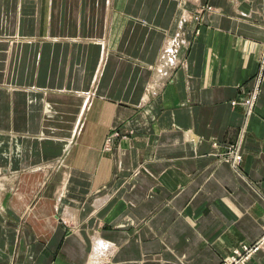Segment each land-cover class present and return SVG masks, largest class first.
I'll return each mask as SVG.
<instances>
[{"label": "crops", "instance_id": "obj_1", "mask_svg": "<svg viewBox=\"0 0 264 264\" xmlns=\"http://www.w3.org/2000/svg\"><path fill=\"white\" fill-rule=\"evenodd\" d=\"M263 23L264 0H0V264H217L259 238L264 78L231 102Z\"/></svg>", "mask_w": 264, "mask_h": 264}, {"label": "built area", "instance_id": "obj_2", "mask_svg": "<svg viewBox=\"0 0 264 264\" xmlns=\"http://www.w3.org/2000/svg\"><path fill=\"white\" fill-rule=\"evenodd\" d=\"M174 45V46H173ZM170 46V51L167 50V48ZM180 47L179 42H174L171 41L170 44L168 43L166 45V48L164 49V53L162 55L163 62L162 65L163 67L169 66L170 64L173 63V60L176 56V53ZM172 57V58H169ZM264 57L261 59L260 62V69L258 71L257 77L253 80V88H251L248 93L246 94V97L240 100V102H235L232 101L231 105H237L240 104L246 109V114H250L254 108L255 105V100L258 96V90L260 86V82L263 79V71H264V62H263ZM166 62V63H165ZM234 151H229L227 150V153L229 155L228 159H222L224 162H230L233 166H237L239 161L241 160V155L239 152L236 151V153H231ZM230 153L233 155H230ZM264 248V230L262 235L255 241H253L250 244H244L241 245L239 248H236L233 250L232 254L228 256L227 258H223L220 260L218 264H250L252 258L254 255L262 250Z\"/></svg>", "mask_w": 264, "mask_h": 264}, {"label": "rangeland", "instance_id": "obj_3", "mask_svg": "<svg viewBox=\"0 0 264 264\" xmlns=\"http://www.w3.org/2000/svg\"><path fill=\"white\" fill-rule=\"evenodd\" d=\"M200 8V12H196V13H194V14H190L189 15V18H190V20H200L201 19V17H202V15H203V12H205L204 14H206L207 12H211V11H213V7H210V6H208V5H204V6H200L199 7ZM189 18H188V20H189ZM181 19L182 18H180V21H181ZM179 26H180V23L178 24ZM263 30H264V23H263ZM188 34H187V30H185L184 28H183V26L181 25L180 26V28L177 30V32H175L171 37H169V38H167V40L165 41V44H164V47H162V49H161V52H160V56H159V60H158V62H163V58H162V55H163V53H164V49H165V46L168 44V43H170L171 41H174V42H179L180 43V47H181V49H184V48H188L189 47V39H188ZM174 46V45H173ZM180 49V50H181ZM180 52V51H179ZM264 57V41L262 42V51H261V57H260V61H259V67H258V71H259V69H260V62H261V59ZM174 61V60H173ZM263 62H264V59H263ZM166 63V62H165ZM173 64V63H172ZM172 64H170L169 66H172ZM165 65V64H164ZM163 65V66H164ZM263 73H264V71H263ZM257 77V76H256ZM263 78H264V75H263ZM253 83H254V81H253ZM262 83H263V79L261 80V82H260V86H259V90H258V95H259V93H260V88H261V85H262ZM252 88H253V86H252ZM258 97V96H257ZM257 99V98H256ZM255 103H256V100H255ZM254 107H255V105H254ZM253 110H254V108H253ZM253 110H252V112H253ZM111 140V138H109V141ZM107 148H109V146H106ZM233 147V146H232ZM231 147V148H232ZM229 148V151H234V152H231V153H236V148L234 147V148ZM225 153L224 154H222L223 156H222V158H221V160L222 159H228V157H229V155H228V153H227V151H224ZM238 152V151H237ZM230 153V155H232ZM233 156V155H232ZM241 160H242V158H241ZM241 160L239 161V163L241 162ZM4 183H0V193L1 194H5L6 192H9L10 193V196H12L15 192H16V190L15 189H13V188H7L6 189V187H5V185H3ZM1 185H3V187H1ZM63 193H61L60 194V192H58L57 193V195H56V206H55V209H56V211L58 212V207H59V204H60V202H61V200L63 199ZM61 213H62V211H61ZM65 224L68 226V227H70L71 226V222H68V221H65ZM258 239V238H257ZM256 239V240H257ZM252 243V242H251ZM250 244V243H249ZM240 247V246H239ZM239 247H237V248H239ZM236 249V248H235ZM235 249H233V250H235ZM264 249V248H263ZM233 252V251H232ZM232 252H231V254H232ZM105 257V256H104ZM107 258V257H106ZM105 258V259H106ZM221 259H223V258H221ZM220 262V261H219ZM218 262V263H219ZM217 263V264H218Z\"/></svg>", "mask_w": 264, "mask_h": 264}, {"label": "bare ground", "instance_id": "obj_4", "mask_svg": "<svg viewBox=\"0 0 264 264\" xmlns=\"http://www.w3.org/2000/svg\"><path fill=\"white\" fill-rule=\"evenodd\" d=\"M167 50H168V51H170V50H171V49H170V46L167 48ZM78 121H79V120H78ZM78 123H79V122H78ZM75 135H76V134H75Z\"/></svg>", "mask_w": 264, "mask_h": 264}]
</instances>
